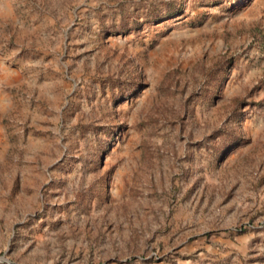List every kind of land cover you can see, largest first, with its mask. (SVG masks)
I'll list each match as a JSON object with an SVG mask.
<instances>
[{"label": "rangeland", "instance_id": "374dc122", "mask_svg": "<svg viewBox=\"0 0 264 264\" xmlns=\"http://www.w3.org/2000/svg\"><path fill=\"white\" fill-rule=\"evenodd\" d=\"M0 264H264V0H0Z\"/></svg>", "mask_w": 264, "mask_h": 264}]
</instances>
